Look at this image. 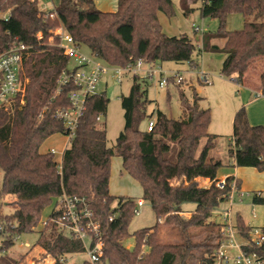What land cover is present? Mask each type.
I'll list each match as a JSON object with an SVG mask.
<instances>
[{
    "label": "trees",
    "instance_id": "1",
    "mask_svg": "<svg viewBox=\"0 0 264 264\" xmlns=\"http://www.w3.org/2000/svg\"><path fill=\"white\" fill-rule=\"evenodd\" d=\"M199 2L202 16L219 21L216 30L203 31L200 51L224 53L222 75L235 74V81L241 84L254 58L264 57V0H181V7L187 15ZM0 7L11 10L8 19H0V54L15 43L27 46L20 67L23 92L0 105V223L4 224L0 264H14L8 252L14 236L32 232L44 209L63 191L85 196L100 222L104 239L101 264H175L177 260L189 264L194 249H203L201 264H209L220 237L219 226L210 220L212 212L227 199L233 180L240 187V180L232 176L226 177L224 187L216 185L222 162L210 157L217 138L209 132L211 109L199 106L201 97L196 92L190 102L180 90L185 118L169 117L160 109L148 114L146 90L134 75L129 93L120 97L125 123L115 145H108L106 127L99 126L97 117L106 116L109 98L106 91L98 92L88 97L74 135L57 159L50 149L41 151V146L51 135L65 133V124L55 111L70 106L68 95L77 86L69 82L59 95L54 91L61 73L69 69L70 57L52 31L56 23L43 17L37 1L0 0ZM56 11L76 43L88 46L105 63L124 66L141 58L146 62L186 61L192 69L199 67L192 37L186 33L168 35L162 30L159 13L172 17V0H117L111 11L97 8L95 0H60ZM231 14L255 16L257 20H245L241 29L229 30L226 24ZM215 38L225 39L224 45L213 44ZM261 83L264 94V71ZM154 115L153 129L141 128V123ZM171 142L177 145L174 160L168 156ZM229 154L236 166L264 171V124H251L245 106L234 115ZM115 155L121 157L123 169L138 180L142 199L151 204L157 216L155 225L132 234L128 226L137 201L115 196L109 189ZM199 177L210 183L200 185ZM186 201L196 203L189 218L180 216ZM252 202L263 204V192L253 191ZM5 204L13 207L11 213L4 214ZM163 224L177 228L183 241L161 242L159 229ZM237 225L245 234L251 228L241 214H237ZM199 226L213 227L214 233L209 239L194 242L189 229ZM39 232L37 243L54 256L52 264H69L65 260L68 254L85 251L80 239L69 237L51 222ZM130 235L133 247L123 242ZM254 249L264 258V242ZM82 264L92 263L87 258Z\"/></svg>",
    "mask_w": 264,
    "mask_h": 264
},
{
    "label": "rangeland",
    "instance_id": "2",
    "mask_svg": "<svg viewBox=\"0 0 264 264\" xmlns=\"http://www.w3.org/2000/svg\"><path fill=\"white\" fill-rule=\"evenodd\" d=\"M60 0H41L40 6L45 8H52L58 4ZM174 4L175 14L172 17L160 12L159 19L161 22L162 30L168 35H180L183 33L188 34L194 42L197 44V48L193 54L194 59L199 64L197 69H192L188 62L177 63L175 61L161 62L164 69L168 72H174L181 70L186 80L180 85L170 84L165 88H160L155 81L141 80V87L147 90L146 96L149 99L147 103V113L151 114L158 108L166 113L169 117L182 119L185 118L187 112L181 103L179 91L183 90L190 102L194 100L195 91L205 98H200L198 103L201 108L211 109V122L209 124V132L218 134L216 138V145L210 151V157L221 160L222 166L219 171L224 173L232 169L230 162L231 156L229 154V144L233 133V119L236 112L235 106L240 100L238 84L232 80L231 76H222V63L224 60V53L213 50H202V31H214L219 25V21L214 17H204L198 8L200 2L196 4L195 10L189 14H185L181 7V0H172ZM116 5V0H95V6L102 10H113ZM257 20L255 16L244 17L241 14H231L227 18V28L229 30L241 29L244 25V21ZM193 24L201 27L202 31L194 30ZM54 29V28H53ZM218 44L222 40L218 39ZM80 52L86 55H91V49L86 45H80ZM74 58L70 57L69 67L74 65ZM199 69H203L211 73L212 83L204 84L198 82L196 79V72ZM107 81V84H106ZM194 82L195 87L190 85V82ZM132 85L131 76L127 75L123 77L122 83L116 82L112 73H108L106 77L99 83L98 90L100 92L106 91V95L109 98V104L107 108L106 116H103L99 121V126H105L107 130L108 145L114 146L120 131L124 127V110L121 104V96L127 95ZM195 88V89H194ZM155 118V115L153 116ZM149 118H146L141 123V128L146 129ZM205 139H202L201 146L204 144ZM69 143V137L63 133H56L51 135L45 140L41 146V151L46 152L50 148L57 150V159L61 158V153ZM172 143V142H171ZM173 148L169 152L168 156L171 159L176 158L177 145L173 142ZM255 173L248 177L250 186L256 185L258 188L264 191V172L255 170ZM0 174L2 172L0 171ZM222 179V177L218 178ZM200 185H208L210 181L208 179L197 178ZM174 182V179H170ZM254 185V186H255ZM253 188V187H251ZM109 189L111 194L115 196L132 197L136 201L139 198H143V190L133 176L127 173L122 167V159L120 156H113L111 160V176L109 182ZM251 195H243L242 201H239L238 196L234 197V203L232 205V217H237V213L241 214L247 224L257 227H264V203L255 204L252 202ZM144 204L140 207V213L135 214L128 226L129 232L132 234L138 229L144 227H150L156 224L157 216L154 212L151 204L143 200ZM54 202L48 205L42 214L40 223L34 228L32 232L22 233L14 245L9 249V253L15 260L14 264H49L55 261L54 256L48 253L40 244L37 243L40 230L42 229V220L47 219L54 207ZM196 203L193 201H186L182 203V208L188 211L180 212L181 217L189 218L192 214L189 210H193ZM231 205L229 201H223L218 205V210L223 211L230 209ZM4 214H9L13 211L12 206L3 205ZM253 210L256 211L257 216H253ZM221 219V217L211 216L210 220ZM215 223V222H214ZM214 233L213 227L199 226L191 227L189 229V237L194 242H202L209 239L210 235ZM183 236L180 231L169 224H163L159 229V240L164 243H181ZM25 242L29 243V246H25ZM129 247H133V236H128L123 239ZM193 255L188 258L189 264H201V258L205 254L203 249H194ZM66 261L69 264H82L87 255L85 252L72 253L66 256ZM175 264H180V260H177Z\"/></svg>",
    "mask_w": 264,
    "mask_h": 264
},
{
    "label": "built area",
    "instance_id": "3",
    "mask_svg": "<svg viewBox=\"0 0 264 264\" xmlns=\"http://www.w3.org/2000/svg\"><path fill=\"white\" fill-rule=\"evenodd\" d=\"M37 1L38 4L41 0ZM40 13L44 18L51 19L56 23L52 30L59 38L58 45L62 47L63 52L69 57H73L75 62L72 67L65 69L58 81L54 95H59L64 86L72 82L77 87L72 89L68 95L70 106L68 108H58L55 116L60 118L65 124V133L69 140L74 135L82 116L88 97L100 92L99 83L108 73H112L113 78L118 83H122L124 76H138L141 80L155 81L160 88H165L170 84L180 85L186 78L181 70L168 72L163 68L161 62H146L139 58L130 61L124 66L111 65L100 60L96 55H86L80 52V45L76 43L72 35L65 29L56 11V5L52 8L40 6ZM11 10H3L0 7V19H8ZM194 30L202 31L201 27L193 24ZM203 32V31H202ZM27 48L23 43H15L8 50L0 54V105L8 104L11 99L23 92V81L20 75L22 61V52ZM198 82L211 84V73L199 69L196 72ZM107 82V81H106ZM102 115L97 117L98 120ZM155 125V118L148 121L147 130H152ZM55 153V148L50 149ZM63 152V151H62ZM62 154V153H61ZM236 179V178H235ZM216 185L220 188L226 185V177L217 180ZM232 191L225 201L230 202V209L219 211L213 210V217H221L215 220L220 229V237L217 239L219 244L215 250L209 264H264L263 256L254 248L264 242V227L251 226L248 233H242L237 225V217H232V205L234 195L239 201H242L243 195H251L237 186L233 180ZM144 204L142 199L137 200L135 214L140 213V207ZM52 217L42 220V227L48 222L56 225L64 234L71 238L80 239L85 247L87 258L92 264H101L103 255L104 239L100 222L94 217V212L85 196L70 194L63 191L57 198L52 209ZM238 214V213H237ZM253 216L256 217V211L253 210ZM113 215L110 220L113 219ZM4 230V224L0 223V231ZM20 235L14 236L16 242ZM3 245V237H0V246ZM28 246L29 244L26 243ZM65 260H67L65 258Z\"/></svg>",
    "mask_w": 264,
    "mask_h": 264
},
{
    "label": "crops",
    "instance_id": "4",
    "mask_svg": "<svg viewBox=\"0 0 264 264\" xmlns=\"http://www.w3.org/2000/svg\"><path fill=\"white\" fill-rule=\"evenodd\" d=\"M116 5H117V0H116ZM116 5H115V7H116ZM107 11H111V10H107ZM218 39L222 40V42L220 44H218V42H217ZM224 42H225V39H223V38H215L212 40L213 44H216L220 47H222L224 45ZM224 57H225V54H224ZM263 71H264V57L263 56H257L251 62L247 72L245 73V76L243 78V82L241 84H238L235 81V76H236L235 74H233L230 77L232 80H234L238 84V87H239L240 100L237 103V105L235 106V109L237 111L241 106H245V108L247 110V115H248L249 121L251 124H254V125L264 124V94L262 92V83H261V75H262ZM106 84H107V82H106ZM190 85L195 87V84L193 81L190 82ZM146 92H147V90H146ZM195 92L198 94L199 97L205 98V96L199 95V93L197 91H195ZM185 95L188 98L186 93H185ZM188 100H189V98H188ZM216 135L218 136V134H216ZM52 148H50V149H52ZM230 162L233 166L232 169L229 170L228 172H224V173L219 171L218 175H217V179L220 177L223 178V177L232 176V177L240 180V189L242 191H245V192L262 191L264 194V191L262 189L258 188V186H256L255 184H254L255 186L254 185H252V186L248 185V184H250V182H248V177H250V175L257 174V176H259L258 173H255L256 172L255 170H258L257 168L249 167V166H236V165H234V159L232 157H231ZM260 172H264V171H260ZM168 178L172 179L173 177L170 175V176H168ZM199 179L201 180L204 178L199 177ZM251 187H253V188H251ZM139 199H142V198H139ZM193 210H189V213H191ZM183 211H188V210L183 209ZM248 225H250V224H248ZM250 226H252V225H250ZM26 243H28V242H25V246H27ZM53 262L54 261H52L49 264H52Z\"/></svg>",
    "mask_w": 264,
    "mask_h": 264
}]
</instances>
